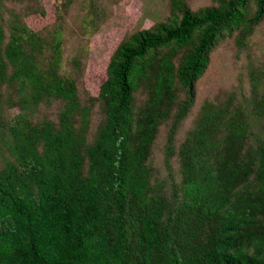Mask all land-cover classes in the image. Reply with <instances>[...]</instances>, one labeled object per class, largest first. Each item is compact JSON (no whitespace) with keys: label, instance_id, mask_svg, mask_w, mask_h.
Masks as SVG:
<instances>
[{"label":"trees","instance_id":"trees-1","mask_svg":"<svg viewBox=\"0 0 264 264\" xmlns=\"http://www.w3.org/2000/svg\"><path fill=\"white\" fill-rule=\"evenodd\" d=\"M113 1L64 0L36 31L41 0H0V264H264V67L194 115L212 53L249 48L264 0H169L93 96L62 21L76 9L90 35Z\"/></svg>","mask_w":264,"mask_h":264},{"label":"rangeland","instance_id":"rangeland-1","mask_svg":"<svg viewBox=\"0 0 264 264\" xmlns=\"http://www.w3.org/2000/svg\"><path fill=\"white\" fill-rule=\"evenodd\" d=\"M46 16L32 15L26 23L34 30L51 29L59 23L58 9L64 0H41ZM169 0H115L107 3L112 15L96 32L87 34L78 21V10L74 9L63 22L68 38L64 50L68 54L83 55L85 73L84 86L93 96H97L106 80V68L115 48L128 34L139 29H149L166 20L169 15ZM193 10L211 5V0H189ZM80 2L74 5H79ZM264 67V21L252 37L246 51L238 53L233 37H226L212 53L209 70L198 83V106L218 93L233 88H248L249 66ZM17 111H13L15 114ZM157 161H160L159 153Z\"/></svg>","mask_w":264,"mask_h":264}]
</instances>
